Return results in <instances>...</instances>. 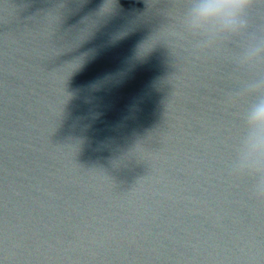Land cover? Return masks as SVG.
Wrapping results in <instances>:
<instances>
[{"label": "water", "instance_id": "1", "mask_svg": "<svg viewBox=\"0 0 264 264\" xmlns=\"http://www.w3.org/2000/svg\"><path fill=\"white\" fill-rule=\"evenodd\" d=\"M191 3L0 0V264H264L234 170L264 0L234 32L188 29Z\"/></svg>", "mask_w": 264, "mask_h": 264}, {"label": "clouds", "instance_id": "2", "mask_svg": "<svg viewBox=\"0 0 264 264\" xmlns=\"http://www.w3.org/2000/svg\"><path fill=\"white\" fill-rule=\"evenodd\" d=\"M250 0H192L184 23L193 32H234L242 24L241 15ZM261 48L251 49L247 55L255 56ZM246 131L237 150L236 171L256 177V188L264 194V96H258L245 115Z\"/></svg>", "mask_w": 264, "mask_h": 264}]
</instances>
